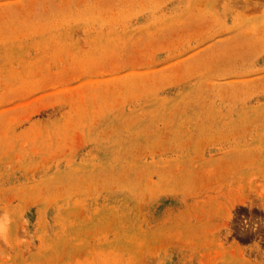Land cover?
Returning a JSON list of instances; mask_svg holds the SVG:
<instances>
[{
  "label": "rangeland",
  "instance_id": "rangeland-1",
  "mask_svg": "<svg viewBox=\"0 0 264 264\" xmlns=\"http://www.w3.org/2000/svg\"><path fill=\"white\" fill-rule=\"evenodd\" d=\"M0 264H264V0H0Z\"/></svg>",
  "mask_w": 264,
  "mask_h": 264
}]
</instances>
